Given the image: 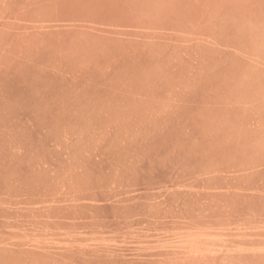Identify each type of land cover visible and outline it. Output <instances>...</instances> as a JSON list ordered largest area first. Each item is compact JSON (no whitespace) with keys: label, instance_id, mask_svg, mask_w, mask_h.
<instances>
[{"label":"rangeland","instance_id":"1","mask_svg":"<svg viewBox=\"0 0 264 264\" xmlns=\"http://www.w3.org/2000/svg\"><path fill=\"white\" fill-rule=\"evenodd\" d=\"M68 1L0 0V264H264V0Z\"/></svg>","mask_w":264,"mask_h":264},{"label":"crops","instance_id":"2","mask_svg":"<svg viewBox=\"0 0 264 264\" xmlns=\"http://www.w3.org/2000/svg\"><path fill=\"white\" fill-rule=\"evenodd\" d=\"M68 3H74L75 5H80V7L75 8V9H84L87 10L90 15L92 16H97L100 18V11L102 10H110V9H117L111 6H105L108 4H115L118 3L120 4L119 0H111V2H108L107 0H69ZM96 12V13H93ZM89 23L94 22L89 18ZM95 23V22H94ZM89 29L92 31H97L98 34H93L91 32L87 33L86 38L80 40V41H74L72 42V50L78 51L80 50V53H83L84 55H92L96 56L97 58L100 59V49L101 45L104 44V40L100 38V27L103 26L102 24L95 23L93 24V27H91V24ZM120 29H127V30H137L139 28L128 25V27H119ZM90 30V31H91ZM93 31V32H94ZM136 34V33H135ZM100 66V62L98 64H93Z\"/></svg>","mask_w":264,"mask_h":264}]
</instances>
